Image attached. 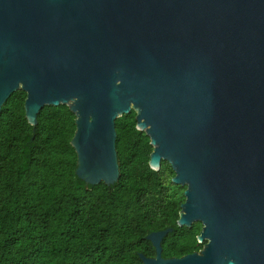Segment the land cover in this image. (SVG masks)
I'll return each instance as SVG.
<instances>
[{
    "label": "water",
    "instance_id": "1",
    "mask_svg": "<svg viewBox=\"0 0 264 264\" xmlns=\"http://www.w3.org/2000/svg\"><path fill=\"white\" fill-rule=\"evenodd\" d=\"M25 93L74 115V180L116 186L114 120L134 111L185 185L178 227L201 250L142 264H264V0H0V108Z\"/></svg>",
    "mask_w": 264,
    "mask_h": 264
},
{
    "label": "trees",
    "instance_id": "2",
    "mask_svg": "<svg viewBox=\"0 0 264 264\" xmlns=\"http://www.w3.org/2000/svg\"><path fill=\"white\" fill-rule=\"evenodd\" d=\"M24 99L16 90L0 108V264H142L134 252L154 256L146 231L168 227L163 259L202 248L198 226L176 225L179 206L164 199L161 184L170 165L149 168V139L133 111L114 120L116 186L87 190L74 180V115L65 105L44 106L30 125Z\"/></svg>",
    "mask_w": 264,
    "mask_h": 264
},
{
    "label": "rangeland",
    "instance_id": "3",
    "mask_svg": "<svg viewBox=\"0 0 264 264\" xmlns=\"http://www.w3.org/2000/svg\"><path fill=\"white\" fill-rule=\"evenodd\" d=\"M18 90H20V89H18ZM135 126H136V124H135ZM141 132H144V131H141ZM149 145H150V148H151V151H152V145L150 143H149ZM151 151H150V153H151ZM142 156H143V152L141 151V152L138 153V156H137V158L135 160L134 165L135 164L136 165L134 167V171H137L138 164H142ZM161 162H165V161H160V164H161ZM159 168H160V165H159ZM169 168H165L164 167L165 171H163V176L161 177V184H162V186L164 188L163 197L166 200L175 201L176 204H178L177 205V207H178L179 205H181L184 202L183 191L185 190L186 187H185V185H182V186L181 185H176V184L171 182V180H172V178L174 176V174H173L174 172H172L173 170L171 169L170 166H169ZM178 212H180V206H179ZM178 212H177V215H178ZM191 225L198 226V229L200 231L201 224L199 222H193ZM197 243H203V245H204L205 241L198 242V240H197Z\"/></svg>",
    "mask_w": 264,
    "mask_h": 264
}]
</instances>
